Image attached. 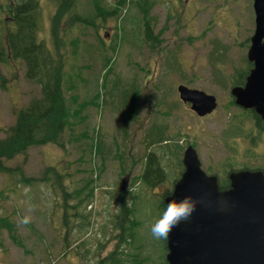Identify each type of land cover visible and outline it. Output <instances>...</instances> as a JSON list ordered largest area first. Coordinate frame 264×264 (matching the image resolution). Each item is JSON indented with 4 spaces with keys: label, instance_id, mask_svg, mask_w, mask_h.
<instances>
[{
    "label": "rangeland",
    "instance_id": "obj_1",
    "mask_svg": "<svg viewBox=\"0 0 264 264\" xmlns=\"http://www.w3.org/2000/svg\"><path fill=\"white\" fill-rule=\"evenodd\" d=\"M120 1L103 0L101 6L118 12L122 8ZM252 2L156 0L150 11L156 37L153 43L143 40L137 21L130 25L101 18L95 20L96 29L75 26L72 32H65L56 46L49 32L53 6H43L42 37L46 39L50 50L59 47L64 58H69L66 67L75 70L72 78L77 87L74 89V85L65 92L70 115L65 149L62 151L50 145L31 147L26 156L15 157L10 166L20 165L25 177L32 178L40 177L46 166L56 171L70 172L72 177H67L64 183V186L69 187L67 193L70 189L78 188L82 178H92L98 189L94 191L95 201L89 203L86 211L93 215L99 211L100 214L90 217L92 221L96 219V224L92 233L87 231L84 234L85 239L81 236L77 240V234H80L77 233L78 228L71 230L72 240L76 237L77 241L66 251L67 244L64 241H69L67 239L70 237L67 235L63 240V231L59 235L62 215L60 204L64 205L61 193L58 192L55 198L50 186L44 183L30 188L20 186L11 193L7 191L6 182L9 184L8 179L13 176L0 174V217L6 218L8 227H12L11 230L0 227V264H91L116 252L118 238L124 233L111 226L115 219L119 221L116 216L120 210L112 197L118 195L123 185L125 190H135L137 195L136 217L131 218L132 225L127 228L128 239L134 241L128 244L129 248L141 250L147 256V264H164L165 240L153 237L151 226L162 213L160 196L170 192L177 179L179 166L176 157L180 148V162L184 150L190 145L198 153L201 167L215 172L221 182L226 179V171L243 165V162L249 167L264 166V131L260 135L259 131H255V120L250 114H245L250 115V120L241 124L239 121L247 112L233 107L229 96L232 83L238 81L235 79H239L241 73L246 76L250 68L246 53L255 28ZM128 9L126 3L121 15H125ZM131 13L136 15L135 8H132ZM137 19L141 20L140 15ZM118 29L126 34L122 39L116 36ZM74 39H77L75 47L79 48L77 57L70 53ZM102 46L107 49L106 67L99 57ZM215 47L218 50L214 51ZM104 72L108 74L103 75ZM0 74L5 79L3 87L0 82V138H3L14 121V111L38 98L40 90L36 84L25 79V66L18 61L12 60L8 65L1 66ZM103 76H106L103 81L106 90L114 92L113 87L127 83L139 95V105L134 107L136 118L128 125L125 140L121 134L117 135L119 115L112 107V102L118 105L117 99L113 98L110 108H107L103 106L102 94L97 101V95L92 91V79L99 78L100 85ZM85 82H88L89 87L81 84ZM178 85L214 95L216 110L210 116L197 117L189 105L182 104L178 98ZM107 99L110 100L109 97ZM233 112L238 121L228 126ZM153 125L164 126L170 134L165 136L164 144H169L166 147L175 156L169 152H155L164 158L160 162L166 175L163 182L154 188L140 182L132 186L134 177L143 170L147 151L145 137L148 128ZM100 130L102 136L98 141L101 149L98 155L94 143L98 144ZM120 132H123L121 125ZM248 134L255 136L258 142L251 151L254 157L247 152L249 139L245 135ZM85 136L93 142L92 149H86V154L83 151L87 141ZM115 136L122 147L115 142L111 146ZM235 137L239 138L234 140ZM175 138L179 139L178 143ZM108 148L118 159H114V155L105 158ZM125 167L129 171H120ZM81 226L80 232L83 233L87 229L85 224ZM101 232L112 236L108 235L99 245L95 237L100 238ZM80 241L85 242L84 248L79 244ZM113 257L116 264H120L122 259L118 258V254Z\"/></svg>",
    "mask_w": 264,
    "mask_h": 264
},
{
    "label": "trees",
    "instance_id": "obj_2",
    "mask_svg": "<svg viewBox=\"0 0 264 264\" xmlns=\"http://www.w3.org/2000/svg\"><path fill=\"white\" fill-rule=\"evenodd\" d=\"M42 1L43 0H5V2H0V67L8 65L12 60L24 64L25 79L36 84L40 90V96L38 98L31 100L25 107L14 111L13 123L5 131L4 137L0 138V174H5L11 177L13 176L12 179H8L9 184L6 182V187L8 188L7 191L11 193L16 191L20 186H29L30 188L39 183H44L45 185H48V187L50 186L55 198L58 192L61 193L64 205L60 204L62 215L60 216L61 231L59 232V235H61L63 231V240L66 239L67 235L70 237L67 239L69 241H64L67 244L66 251H68L77 238V240H79L82 236L85 239L86 236L84 234L87 231L92 233V228L94 227V224H96V219L92 221L91 218L95 217V214H100L99 211H96L94 215L86 211L89 203L91 201H95L96 197L94 191L95 189H98L95 187L92 178H82L79 181L78 188H72L73 190L71 191L70 189V192L67 193L66 190H69V187L64 186V183L65 180H67V177H72L70 172H60L56 171L53 167L46 166L42 171V174H40V177L38 176L36 178H32L25 177L20 165L15 167L10 166V162L15 157L20 155L26 156L27 150L31 147H44L50 145L62 151L65 149V136L68 130L67 124L70 119L67 109L68 99L65 97V92L69 91L70 88H73L74 85V89L77 87L76 81L72 78L75 70H73V67H66V63L69 61V58H64L63 54L60 53L59 47L50 50V47L48 48L46 45V39L42 37L43 33L42 30H40L42 8L45 5L53 6V12L49 23V32L52 35L55 46L58 45V41L61 36L65 34V32H72V28L75 26H80L84 29L89 27L96 29V25L94 24L95 20L101 18L105 20L109 18L114 22L122 24L129 23L130 25L137 21L142 30L143 40L148 43H153L156 37L151 25L150 11L156 0H121L120 2H122V8L118 12L116 10H109L105 8V6H101V2L103 0ZM126 3L128 4L129 9L126 11V14L122 16L121 12ZM132 8H135L136 15L131 13ZM137 13L140 15L141 20L137 19ZM3 14L6 16L2 17ZM125 35L126 34L123 30H116V36H120L121 39ZM75 41H77V39H74V41L71 42L70 53L73 57H77L79 50L78 47H75V45H77V42ZM121 43H123V41ZM102 47L99 57L103 66L106 67L108 66L107 49ZM215 50H218V48L215 47L214 51ZM247 64L249 65L248 62ZM106 74L108 73L104 72L103 75ZM244 76L245 73H241L239 75V79H235L238 81H235L233 84L239 85L243 83ZM104 80H106V76L102 77V81L99 85V78L92 79V82L94 83L92 91L94 95H97V101H99L98 96L102 94L103 106L107 108L111 105L110 101L113 98L117 99L118 105H115L112 102V107L119 115L117 135L121 134V138L125 140L128 125L136 118L135 114L137 113L136 109L134 110V107L139 105L137 103L139 101V95L138 93H135V89L132 85L127 83L125 84L124 82V84L113 87L114 92L106 90L105 85L103 84ZM0 82L3 87L5 79L1 74ZM81 84H84L85 87H89L88 82ZM126 85H128V87H126ZM128 88H130V90ZM110 93H113L111 97ZM107 97H109L110 100H108ZM234 113L235 112H233L231 121L227 124L228 126L233 124L235 121H238L234 116ZM245 114L252 115L255 122H257L256 124L259 130H264V122H262L253 112L244 113V115H242V121H239L241 124L244 123L245 120H250L251 118L250 115ZM120 125L121 130L123 131L122 133L120 132ZM101 134L102 132L100 130L98 132L99 136L97 137V141H100L102 136ZM166 135L170 134L165 131L164 126L153 125L148 128L147 135L145 137V149L147 150L144 154L145 164L142 172L138 176L134 177L132 186L140 182V184H144L146 187L154 188L163 182L166 175L163 174L160 162L163 161L164 158L163 156L159 157L155 152H169L175 156L172 150L166 147L169 144H164L166 142ZM245 136L251 137L252 135L248 134ZM85 138L87 140L86 136ZM175 140L178 143L179 139L175 138ZM99 141L98 144L94 143V149L97 150L98 155L100 153L99 150L101 149ZM114 142L122 147L116 136L111 142L112 147ZM92 145L93 142L91 140L86 141V148L83 150L84 154H86L87 150L92 149ZM180 154L181 148L178 150L176 157L178 161L177 164L179 166L177 179L179 178L180 171L182 170L179 158ZM109 156L114 159L117 158L115 153L111 151L110 148H108L107 152H105V158ZM122 156L124 157V153ZM230 165L234 166V164ZM120 171L125 172L129 171V169H126L125 167L124 169H120ZM226 175L227 172L225 173V176ZM168 194L169 192L161 195L159 198L162 211L165 207L163 203L164 197ZM135 196H137L135 194V190L132 191L130 189H123L118 192L117 196L115 195L112 197V200H114L117 206L120 207L118 219H125L124 225H121L120 228L119 222L116 219L111 223L112 228L117 227L119 231L124 233L123 237L119 238L120 242H123L125 245L118 254V258L122 257L120 264H147V256L141 250L137 248H129L128 246V244L134 243L132 238L131 240L128 239L130 237L127 228L132 225L131 218L136 217L135 213L137 212V200ZM55 202L56 201H54V203ZM127 203H129V205ZM7 222L6 218L0 217V227L11 230L12 227H8L9 225ZM84 224L87 230L82 233L80 232V227ZM73 228H78L77 233L80 234H77V238L74 237L72 240L71 230ZM101 234L100 238L95 237V242L99 245L102 244L103 240L107 239L108 235L112 236L111 234H106L104 232H101ZM164 240L166 247V239L164 238ZM16 242L18 246L22 247V244L19 241ZM79 244H82V248L86 246L83 241H80ZM113 256L114 253H109L104 259L91 264H116ZM164 264H166L165 261Z\"/></svg>",
    "mask_w": 264,
    "mask_h": 264
},
{
    "label": "water",
    "instance_id": "obj_3",
    "mask_svg": "<svg viewBox=\"0 0 264 264\" xmlns=\"http://www.w3.org/2000/svg\"><path fill=\"white\" fill-rule=\"evenodd\" d=\"M255 30L248 60L254 63L243 88H233L235 104L252 109L264 120V0H253ZM183 104L198 117L216 108L214 96L177 86ZM183 172L163 203L190 196L194 210L166 236L167 264H264V175L239 171L229 175L228 190L201 169L196 151L188 146Z\"/></svg>",
    "mask_w": 264,
    "mask_h": 264
},
{
    "label": "clouds",
    "instance_id": "obj_4",
    "mask_svg": "<svg viewBox=\"0 0 264 264\" xmlns=\"http://www.w3.org/2000/svg\"><path fill=\"white\" fill-rule=\"evenodd\" d=\"M193 210L194 205L190 196H183L180 199L170 201L151 226L153 237L157 239L166 238L169 231L187 220Z\"/></svg>",
    "mask_w": 264,
    "mask_h": 264
},
{
    "label": "flooded vegetation",
    "instance_id": "obj_5",
    "mask_svg": "<svg viewBox=\"0 0 264 264\" xmlns=\"http://www.w3.org/2000/svg\"><path fill=\"white\" fill-rule=\"evenodd\" d=\"M250 65V68L248 69V73H247V75L245 76V77H243V83H241V84H239V85H237V87L238 88H243L244 86H245V84H246V79H247V77H248V74H249V72L252 70V68L254 67V65H253V63H250L249 64ZM231 103H232V105L234 104V99L232 98V101H231ZM235 106V105H234ZM241 110H243L244 112H247V113H254L255 114V112H254V110H251V109H241ZM257 122H255V131L256 132H258L259 133V135L264 131H260L259 130V128L257 127V124H256ZM263 135H264V133H262ZM239 137H237V138H234V140H236V139H238ZM246 138H248L249 139V146H248V148H247V152L249 153V154H251V151L252 150H254V145H257L258 144V142L256 141V137L255 136H253L252 135V137H246ZM225 139V138H224ZM226 141H228L227 139H225ZM256 141V142H255ZM252 155V154H251ZM252 157H254L253 155H252ZM243 163H245V162H243ZM233 170H234V172H236V171H242V170H248V171H250V170H252V171H258V172H261L263 175H264V166H257V167H249V166H247L246 165V163L245 164H243V165H241V166H237V167H235V168H233V167H231L229 170H228V174H231L230 172H233ZM206 171H208L209 173H210V175L211 176H217L216 178L218 179V186H219V190H228V188H229V181H228V174L224 177V179H225V181L224 182H221V179H220V176L219 175H217L215 172H212L209 168H207L206 169ZM227 172V171H226ZM119 213H120V210H119ZM118 213V214H119ZM116 218H118V215L116 216ZM119 228L121 227V225L123 226L124 225V223H125V219H123V218H121V219H119ZM121 237H123V236H121ZM120 238V237H119ZM119 238H118V243L116 244V246H115V248H116V252L114 251L113 253H114V255L117 253V254H119L120 252H121V250H122V248L125 246L124 244H123V242L121 243L120 242V240H119ZM114 258V257H113ZM122 258V257H121ZM115 261V260H114Z\"/></svg>",
    "mask_w": 264,
    "mask_h": 264
},
{
    "label": "bare ground",
    "instance_id": "obj_6",
    "mask_svg": "<svg viewBox=\"0 0 264 264\" xmlns=\"http://www.w3.org/2000/svg\"><path fill=\"white\" fill-rule=\"evenodd\" d=\"M65 186H67V185H65Z\"/></svg>",
    "mask_w": 264,
    "mask_h": 264
}]
</instances>
